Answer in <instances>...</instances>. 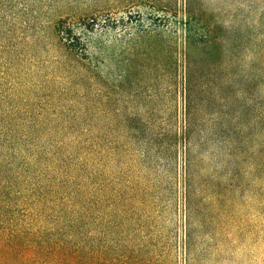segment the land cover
I'll list each match as a JSON object with an SVG mask.
<instances>
[{"label":"rangeland","instance_id":"1","mask_svg":"<svg viewBox=\"0 0 264 264\" xmlns=\"http://www.w3.org/2000/svg\"><path fill=\"white\" fill-rule=\"evenodd\" d=\"M60 19L82 49L65 47ZM187 94L203 130L189 148L217 192L202 193L205 233L188 253ZM246 98L264 111V0H0V128L115 146L120 227L112 241H56L65 251L1 246L0 264H264V196L246 180Z\"/></svg>","mask_w":264,"mask_h":264},{"label":"trees","instance_id":"2","mask_svg":"<svg viewBox=\"0 0 264 264\" xmlns=\"http://www.w3.org/2000/svg\"><path fill=\"white\" fill-rule=\"evenodd\" d=\"M92 25L90 21L84 27L91 29ZM55 28L59 38L67 41L65 47L82 49L66 19H60ZM251 100L246 98V105ZM193 101L187 94L182 179V242L186 253L197 249L198 240L205 233L200 217L210 203L203 201L208 196L202 193L207 190L217 200L212 182L201 174L203 166L198 169L197 155L201 151L193 150L196 143L189 148L196 132L203 131L199 127L193 129L197 125ZM252 102L246 106V180L251 190L257 187L253 192L256 196H264V111L255 108ZM202 120L205 114L199 113L198 122ZM46 124L41 122V134L46 132L43 127ZM33 134L34 131H29L19 135L13 129L0 128V251L5 250L1 246L12 252L33 250L34 244L40 245L38 250L65 251V247H57L55 242L82 238L87 243L115 240L120 229L115 146L93 142L84 143L83 147L59 139L46 143V139L41 141ZM112 134L110 126L109 137ZM235 134L230 136L224 152L230 159L237 156L232 148ZM79 151H84V157L78 156ZM234 161L235 158L230 164H235ZM212 176L215 179L218 174ZM151 228L155 235L157 227ZM105 248L102 246V250Z\"/></svg>","mask_w":264,"mask_h":264}]
</instances>
